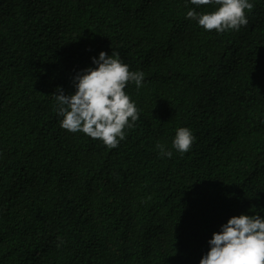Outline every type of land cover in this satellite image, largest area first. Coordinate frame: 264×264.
Returning a JSON list of instances; mask_svg holds the SVG:
<instances>
[{
	"label": "trees",
	"instance_id": "trees-1",
	"mask_svg": "<svg viewBox=\"0 0 264 264\" xmlns=\"http://www.w3.org/2000/svg\"><path fill=\"white\" fill-rule=\"evenodd\" d=\"M250 2L247 25L217 33L186 0H0V264H198L229 217H264V0ZM100 51L144 73L114 148L55 110Z\"/></svg>",
	"mask_w": 264,
	"mask_h": 264
},
{
	"label": "clouds",
	"instance_id": "clouds-1",
	"mask_svg": "<svg viewBox=\"0 0 264 264\" xmlns=\"http://www.w3.org/2000/svg\"><path fill=\"white\" fill-rule=\"evenodd\" d=\"M188 4L194 7H188ZM202 5H211L210 11H196ZM185 18L196 22L204 30L217 33L239 30L247 25L246 10L250 0H186ZM93 66H86L73 77L74 92L64 94L58 88L55 110L60 126L69 132H82L101 140L108 147H116L125 138V129L135 126L139 110L125 92L129 83L143 87V71H132L122 62L119 53L110 55L100 51L91 58ZM195 137L187 127H178L172 139V148L187 152ZM160 154L171 157L172 152L157 145ZM60 246L63 241L58 237ZM208 249L198 264H264V217L241 213L229 217L207 240Z\"/></svg>",
	"mask_w": 264,
	"mask_h": 264
}]
</instances>
